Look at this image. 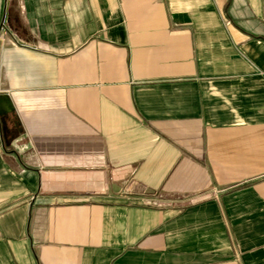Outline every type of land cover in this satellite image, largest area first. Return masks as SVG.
<instances>
[{
    "label": "crops",
    "instance_id": "crops-1",
    "mask_svg": "<svg viewBox=\"0 0 264 264\" xmlns=\"http://www.w3.org/2000/svg\"><path fill=\"white\" fill-rule=\"evenodd\" d=\"M0 264H264V0H0Z\"/></svg>",
    "mask_w": 264,
    "mask_h": 264
}]
</instances>
